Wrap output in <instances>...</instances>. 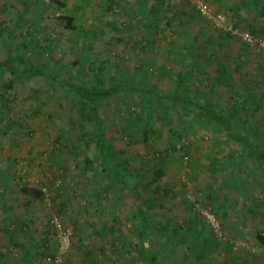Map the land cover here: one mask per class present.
Wrapping results in <instances>:
<instances>
[{
    "label": "rangeland",
    "instance_id": "obj_1",
    "mask_svg": "<svg viewBox=\"0 0 264 264\" xmlns=\"http://www.w3.org/2000/svg\"><path fill=\"white\" fill-rule=\"evenodd\" d=\"M206 1L224 14L226 29L187 0H0V60L13 59L0 68V264H50L58 249L53 215L72 230L58 264H146L138 204L156 233V264H264L256 239L264 235V167L242 158L225 130L191 108L169 107L167 98L183 66L192 100L211 102L223 116L241 106L234 128L264 148V51L239 36L248 26L264 35V0ZM63 15L73 17V28ZM217 62L226 66L227 86L214 80ZM35 65L54 78L31 75ZM61 79L103 87L121 81L162 96L123 89L100 107L126 187L108 178L91 134L79 138L90 125ZM156 168L163 174L153 182ZM187 191L210 207L225 240ZM205 229L212 235L202 236Z\"/></svg>",
    "mask_w": 264,
    "mask_h": 264
},
{
    "label": "trees",
    "instance_id": "obj_2",
    "mask_svg": "<svg viewBox=\"0 0 264 264\" xmlns=\"http://www.w3.org/2000/svg\"><path fill=\"white\" fill-rule=\"evenodd\" d=\"M160 3L163 1L159 0ZM106 8L108 10L112 9V4L108 2ZM152 11H157L158 7L151 6L150 8ZM65 20V26L68 28H73L72 22L73 17L69 15H63L62 17ZM236 25V24H235ZM253 35L264 37V35L258 34V29L252 26H248V29H246ZM152 41V40H149ZM261 52V51H260ZM27 58H30L29 56ZM13 60L9 56L5 57L4 59L0 60V68L6 66L8 62ZM183 60H181V64H183ZM262 66L264 68V61H262ZM31 75H48V73L51 72H44L40 69L38 66H34L33 69H31ZM29 72V73H30ZM54 74H50V78H54ZM227 71L226 66L222 64L221 62L216 63L215 67V74H214V80L215 82H222L224 86H227L228 80L226 79ZM61 84L63 86L62 89H64L67 92H70L74 95L75 101L78 103L79 107L82 108L86 119L89 122V130L82 129L84 132H81L79 138L85 139L87 136L91 134L92 138L94 139L95 148L97 151V158L99 163L103 166L105 169L108 178L113 181L116 185L121 186L122 188L126 187V181L124 179V176L119 171L118 167L116 166L114 159L112 158V153L110 149L109 142L107 140V136L104 134L103 129V121L100 116V107L101 105L111 99L113 96H117L120 91L123 89H127L132 92H138L136 94L138 95H147L150 98H161V95H158L157 92L151 88H137L136 86H129L128 88H125L124 86H127L126 84L123 85V83L120 81L119 86L115 87H103L99 85H87V84H80V83H74L69 82L67 80L61 79ZM7 86L9 84L7 83ZM132 90H131V89ZM170 95L167 97L168 102L171 106L175 108L177 105H181L184 108H191L194 111V116L203 118L206 120L211 121L214 123L217 127L225 130L227 138H230L233 142L237 143L240 146L241 152H242V158L246 154H248L251 159H254L257 164L264 167V148L260 147L257 142L251 137L244 133L241 130L234 128V121L235 119L240 118L239 117V109H241V106H234L232 109V112L230 114L223 116L221 115L214 107V105L211 102H206L205 104H202L200 102H196L192 100V97L190 96L188 89L185 85V79H184V72H183V66L179 68V70L176 72L174 77V87L170 91ZM162 94V93H160ZM250 94V93H249ZM165 95H163L164 97ZM256 100V98H255ZM257 101H260L257 97ZM259 105L258 102H256V107ZM145 124L149 126L148 128H144L141 130L142 133V140L147 139V133L151 129V123L149 121H146ZM89 131V133H88ZM86 140V139H85ZM84 140V141H85ZM89 161V160H87ZM89 163H91L89 161ZM240 164L239 161L235 162L234 165L237 167ZM162 170L160 168H156L152 171V181L155 182L162 176ZM25 191H30L33 193L36 197L41 196V190L37 188L28 189L25 188ZM136 211L134 212L133 216L138 220L139 224V231L138 234L140 236V239L142 240V243L146 245V264H156V253L158 251V246H156V233H153L151 230V226L148 222V212L142 207V205L138 204L136 206ZM209 229H205L204 232H202V236H209L212 234H209ZM211 237V236H210ZM256 239L259 244L264 245V235H262L261 232L256 233ZM172 242L169 240L164 241L163 244H171Z\"/></svg>",
    "mask_w": 264,
    "mask_h": 264
},
{
    "label": "built area",
    "instance_id": "obj_3",
    "mask_svg": "<svg viewBox=\"0 0 264 264\" xmlns=\"http://www.w3.org/2000/svg\"><path fill=\"white\" fill-rule=\"evenodd\" d=\"M187 2H189V5L195 10V12H197L199 16L207 20L213 27L226 29L224 14L214 11L206 0H187ZM239 36L243 43L252 50L256 52L264 51V37L253 35L247 30H240ZM186 197L192 201L194 206L200 211L201 216L212 230L214 236L218 240H225L226 237L223 230L221 229V225L211 211L210 207L200 206L197 202H195L193 194H191L189 191H187ZM50 222L54 226L57 233L58 249L56 254H54L52 257H47L46 260L50 264H58L61 261V255L65 253L70 247L72 230L69 226L61 224L57 215H53ZM228 243L234 249L238 245L237 242H233L232 240H228Z\"/></svg>",
    "mask_w": 264,
    "mask_h": 264
},
{
    "label": "crops",
    "instance_id": "obj_4",
    "mask_svg": "<svg viewBox=\"0 0 264 264\" xmlns=\"http://www.w3.org/2000/svg\"><path fill=\"white\" fill-rule=\"evenodd\" d=\"M162 1V0H161ZM163 1H165V0H163ZM153 3H154V1H153ZM151 6H154V4L152 5V4H150L149 5V9L151 8ZM231 169H230V171H233L235 168H236V166L235 165H233V166H231L230 167ZM224 175H227V173L226 174H224ZM209 234H210V232H209ZM212 239V238H211ZM249 258H250V256H249ZM209 260H207V262H208ZM230 261V260H229ZM210 262V261H209ZM211 264H214V263H212V262H210ZM215 264H218V262H215ZM219 264H221V263H219ZM225 264H228V262H225ZM232 264H237L235 261L232 263ZM240 264H256V263H253L251 260H248V259H242V261L240 262ZM263 264V263H262Z\"/></svg>",
    "mask_w": 264,
    "mask_h": 264
}]
</instances>
